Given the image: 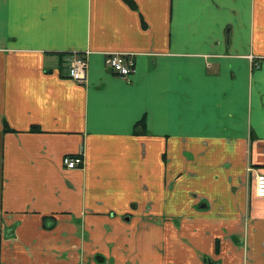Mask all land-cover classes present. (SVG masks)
<instances>
[{
  "label": "crops",
  "instance_id": "crops-1",
  "mask_svg": "<svg viewBox=\"0 0 264 264\" xmlns=\"http://www.w3.org/2000/svg\"><path fill=\"white\" fill-rule=\"evenodd\" d=\"M250 169L264 0H0V264H264Z\"/></svg>",
  "mask_w": 264,
  "mask_h": 264
},
{
  "label": "built area",
  "instance_id": "built-area-1",
  "mask_svg": "<svg viewBox=\"0 0 264 264\" xmlns=\"http://www.w3.org/2000/svg\"><path fill=\"white\" fill-rule=\"evenodd\" d=\"M105 65L117 76L126 78L134 71L133 58L129 54L111 53L105 58ZM87 71V61L83 54H71L67 60V77L75 83L85 82ZM83 156H64L62 164L66 170H76L83 167ZM254 180V196L264 199V174L255 170H249Z\"/></svg>",
  "mask_w": 264,
  "mask_h": 264
}]
</instances>
